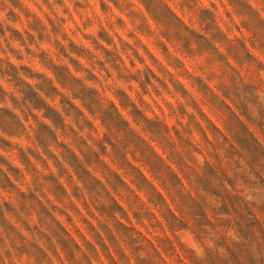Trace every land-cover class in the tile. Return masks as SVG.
I'll use <instances>...</instances> for the list:
<instances>
[{"label": "clouds", "instance_id": "1", "mask_svg": "<svg viewBox=\"0 0 264 264\" xmlns=\"http://www.w3.org/2000/svg\"><path fill=\"white\" fill-rule=\"evenodd\" d=\"M0 264H264V0H0Z\"/></svg>", "mask_w": 264, "mask_h": 264}, {"label": "rangeland", "instance_id": "2", "mask_svg": "<svg viewBox=\"0 0 264 264\" xmlns=\"http://www.w3.org/2000/svg\"><path fill=\"white\" fill-rule=\"evenodd\" d=\"M138 146V150H141L144 153V157L147 160H154V157L152 156L151 152L146 149V146H144L141 142L136 141L135 138H131Z\"/></svg>", "mask_w": 264, "mask_h": 264}]
</instances>
